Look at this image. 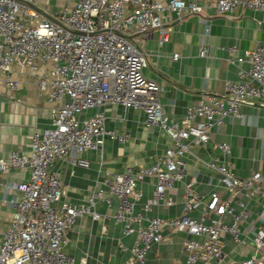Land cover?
<instances>
[{
    "label": "built area",
    "instance_id": "2783aa9c",
    "mask_svg": "<svg viewBox=\"0 0 264 264\" xmlns=\"http://www.w3.org/2000/svg\"><path fill=\"white\" fill-rule=\"evenodd\" d=\"M37 4L38 0H0V81L15 91L13 64L36 75L39 64L50 63L51 71L38 76L37 88L54 104L50 125L30 136V153L13 152L0 159V177L11 170L29 173L27 182L4 186L20 199L12 201L15 213L3 234L0 264H76L64 248L76 220L86 214L94 220L111 218L123 226L125 236L135 237L124 264H145L149 250L165 241L166 230L187 236L186 260L176 264H264V176L256 172L241 178L228 161L197 158L208 171L212 189L207 194L197 191L198 171L185 181L187 157L194 156V147L208 144L228 119L240 116L242 107L264 108V48L241 56L229 48L228 62L239 68L238 80L225 81L222 95H205L177 123L165 115L162 87L144 75V41L129 38L156 31L160 43L167 42L169 19L164 14L177 21L186 12L202 18L203 6L194 0H75L57 17L47 19L32 7ZM214 8L218 16L241 8L264 18V0H217ZM207 56L208 49L200 52L201 58ZM178 59L174 54L172 60ZM245 64L249 69H243ZM114 105L144 112L147 125L163 130L172 145L150 167L107 174L87 205L71 204L53 167L64 162L89 168L85 153L102 152L107 140L126 142V134L106 128L101 110ZM94 110V115L82 118ZM217 148L225 158L230 156L228 144ZM148 178L156 181L152 196L136 212L143 200L139 186ZM183 182L182 214L171 219L154 216L155 208L176 204L172 192ZM115 201L118 207L112 217L97 212V204L112 207ZM225 236L235 246L249 249V256L230 258L233 251L224 250Z\"/></svg>",
    "mask_w": 264,
    "mask_h": 264
},
{
    "label": "crops",
    "instance_id": "0c3cea01",
    "mask_svg": "<svg viewBox=\"0 0 264 264\" xmlns=\"http://www.w3.org/2000/svg\"><path fill=\"white\" fill-rule=\"evenodd\" d=\"M193 1V0H185ZM205 8L202 19L196 14L186 12L181 21L174 17L167 25L170 34L168 41L160 43L159 33L150 32L140 38L132 35L134 41L143 40L141 47L147 55L144 75L147 79L162 87L161 104L169 120L181 123L186 110L197 105L207 94L222 95L227 80H238L240 70L228 62L229 48H236V56L264 48V18L260 12L237 9L224 16L216 15L214 5L217 0H194ZM75 0H38L34 9L41 10L54 19L66 7L73 6ZM208 49V56L200 57V52ZM174 54L179 59L173 61ZM50 63L39 64L36 75L20 64L10 68L11 79L18 84L11 91L0 81V159H8L13 152L22 155L30 153V136L35 130H42L50 125L54 104L45 94L39 95L38 76L49 73ZM243 69H249L245 64ZM106 116V128L119 134H126L124 143L107 140L102 152L89 151L83 158L89 161V168H82L71 163L57 162L53 171L63 182L66 200L75 205H87L93 190L107 174L121 175L129 169L154 165L172 141L169 136L156 126H148L144 112L114 105L101 110ZM96 111H88L82 118H89ZM226 143L231 154L225 158L217 146ZM194 156L187 157L188 177L195 171L200 173L197 191L207 194L209 186L208 171L198 163L205 161H228L234 172L241 178H248L260 172L264 176V108L244 106L240 116L228 119L221 130L216 131L211 141L205 146L192 149ZM29 179L28 172L11 170L0 177V247L3 234L12 222L15 207L14 199H20L17 192L8 193L5 185L24 183ZM155 179L148 178L140 184L143 200L136 208L152 196ZM216 184L213 180V185ZM184 182L172 192L176 204L173 207L155 208L154 216L163 219L178 217L183 212ZM115 201L112 207L97 204L96 210L102 216L112 217L117 210ZM165 241L153 246L147 255L145 264L184 263L186 256L183 249L187 236L183 233L164 232ZM135 242L134 236H125L123 226L114 220L101 218L94 220L91 215H82L76 220L68 233L66 254L74 257L76 264H124L130 257V250ZM226 252H232L230 258L242 260L249 256V249L235 246L229 236L224 238ZM123 246V247H122ZM85 259V262H83Z\"/></svg>",
    "mask_w": 264,
    "mask_h": 264
},
{
    "label": "water",
    "instance_id": "95a60500",
    "mask_svg": "<svg viewBox=\"0 0 264 264\" xmlns=\"http://www.w3.org/2000/svg\"><path fill=\"white\" fill-rule=\"evenodd\" d=\"M37 10V9H36ZM43 17L47 18V19H52L51 17H49L47 14H45L44 12H42L41 10H37ZM130 40H132V38H129Z\"/></svg>",
    "mask_w": 264,
    "mask_h": 264
}]
</instances>
